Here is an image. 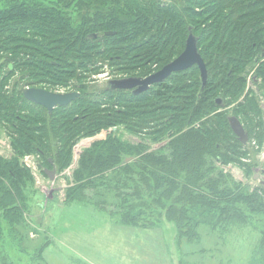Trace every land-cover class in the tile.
Masks as SVG:
<instances>
[{
  "label": "trees",
  "instance_id": "trees-1",
  "mask_svg": "<svg viewBox=\"0 0 264 264\" xmlns=\"http://www.w3.org/2000/svg\"><path fill=\"white\" fill-rule=\"evenodd\" d=\"M35 1L39 2L12 0L2 4L3 1L0 0V63L5 59L7 64L14 66L12 71H6V77L0 78V119L10 123L16 134L13 142L16 159L14 155L10 161H4L0 157V243L7 236L12 241H18V236H21L19 225L23 224V218L20 210L27 206L22 193L28 183L33 184V176L26 166L23 168L17 162L31 153L43 157L45 150L48 151L44 147V137L36 136L38 133L44 132L47 135L50 130L58 138V142L61 143L62 140L68 145L74 138L94 136L105 128L113 129L117 125H123L126 129L133 125L139 128L144 122L138 117L148 114L138 113L128 104L143 103L151 89L139 96L130 95L131 99L126 95L119 98L114 96L116 92L127 91L105 90L103 97L116 104L114 110L109 109L112 105H105L108 110L101 111V105L91 104L90 107L84 106V115L79 116L73 110L76 106L71 107L72 110L60 108L52 113L53 116L56 115L55 119L48 114L50 120L47 129L33 127L38 121V115L31 114V119L17 115L23 111L18 107L20 100L30 106L22 94L3 93L8 80L15 75L17 69L25 65L21 64L18 49H13V46L26 39H18V36L31 31L37 32L35 37L42 40L39 45L37 38H34L35 43H31L36 48L35 53L43 56L37 63L38 66L34 67L38 80L47 79L57 84L70 83L73 78L71 71H74L70 69L71 65L67 66L66 60L75 57V54L80 55V51L94 52L100 50L99 44H105L111 50L121 48L118 50L121 51L120 55L115 60L128 61L131 66L141 64L144 67L152 65L154 60H167L163 58L162 51L169 44L173 45L172 49L179 48V53L184 50L191 29L198 38V49L208 70L206 88L201 90V81L196 79L193 86L199 89L197 94L177 102L169 97V103L165 101L161 107H157L174 113L157 119V122L162 121V125L153 135L160 134L155 141L162 145L152 153L142 146L129 148L117 136V132H111L104 141L96 143L93 149L83 152L75 180L77 184H82L80 181L83 179L88 182L79 185L77 189L83 192L87 185L96 184L91 179L110 173L113 182H116L112 188L116 191L115 204L119 209L116 213H120V223L145 224L143 214H133L136 207L144 209L143 213L155 210L156 213L154 211L155 215L151 218L154 223L163 217L169 219L172 216L178 230L177 239L184 242L187 245L185 248L193 252L197 259H205L211 255L207 248L198 249L203 233L210 235L209 238L216 231L223 235V231L229 228L250 227L252 217L264 215V203L255 192L249 193L235 186L221 188L218 180H207L211 172L208 163L213 168L215 159L222 162L218 158L219 154H225L221 155L223 161H231L232 157L239 154L235 149L243 148L229 127L227 113L218 112L228 107L225 105V98L231 100L232 104V101L237 102L243 96L250 70L255 71L260 83L258 89L264 94V0H194L195 8L188 6L190 0H185V6L169 4L164 0ZM63 6L65 7L62 8ZM196 8L199 9L195 10ZM108 13L111 15L106 16ZM76 15L82 18L73 23L72 17H77ZM148 26L155 28L157 32L149 48L138 41L146 34ZM108 32L115 34L106 36ZM93 35H97V38H93ZM81 55V58H85V53ZM6 65L0 64L1 73ZM194 69L197 75L199 73L200 79V72L195 67L174 74L167 81L173 80L174 76L186 74L187 77L188 72ZM31 76L34 75L29 77ZM166 82L155 87H164ZM188 82V88H192L193 82ZM218 95L224 97L221 99L222 105L217 104L220 99ZM248 96L243 103H238L237 109L232 113L251 124L253 120L250 115L252 112L258 114V111L255 98ZM121 98L124 99L120 100ZM118 103H122L121 107H117ZM75 104L82 106L86 101L79 99ZM134 118H138L137 121L129 124L128 120ZM67 132L72 135L71 139L66 138ZM59 154L60 152L57 156ZM63 155V165L67 166L70 154ZM130 155L135 156V159L124 163L122 156ZM141 189L146 190L145 196H140ZM208 192L210 195H207ZM73 199L82 204V200L86 198L82 193ZM261 245L264 258V239ZM0 264L15 263L0 257Z\"/></svg>",
  "mask_w": 264,
  "mask_h": 264
},
{
  "label": "rangeland",
  "instance_id": "rangeland-1",
  "mask_svg": "<svg viewBox=\"0 0 264 264\" xmlns=\"http://www.w3.org/2000/svg\"><path fill=\"white\" fill-rule=\"evenodd\" d=\"M2 1L3 4L12 0ZM17 1L39 2L35 0ZM164 2L186 5L185 0H164ZM189 3L190 8H195L194 0H190ZM100 9L103 10V8ZM90 10L92 11V9ZM80 13L82 15V11ZM107 15H111V13ZM81 18L82 16L72 17L71 21L75 23ZM146 31V34L142 35L138 41L148 45L149 48L155 40L157 32L155 28L150 26L146 28ZM37 34V32L31 31L18 36V39L23 37L26 39L15 44L13 49H18L17 55L22 60L21 64L25 65L17 69L18 73L15 78L13 76L8 80V87L3 88V93L8 91L9 95L13 92L18 95L17 91L25 89L28 85L42 83L40 86L46 88L47 86L44 84L50 83L47 79L38 80V73L34 68L38 66L37 63L43 57L35 53L36 48L31 46V43H35L34 38H37L35 37ZM37 39L36 42L39 45L42 40ZM99 47H101L100 50L94 52L80 51L81 54L85 53V58H81V54H77L78 56L75 54V57L66 60L67 66L71 65L70 69L74 72L71 71L73 78L70 79V85L72 87H64L66 89L63 91L72 92L74 89L80 88L81 99L86 101V104L80 106V110L77 111L79 116L84 115L83 107H87V105L90 107L91 104L101 105L99 107L101 111L108 110L105 105H112L110 110L115 109L116 104L106 101L102 94L108 90L107 83L109 80L124 79L130 76L145 77L162 69L183 51L179 53V48L172 49L173 45L170 46L169 44L162 51L163 58H167V60H154L152 65H146V62H143V65L146 66L141 67V64L131 66L128 61L115 60L117 55H120L121 51L118 50L121 48L111 50L105 44H99ZM145 50L142 52L145 53ZM87 56L90 57L87 58ZM54 59L57 61L56 58ZM82 64L85 65L84 68ZM6 70L5 68L2 71L4 77H6ZM196 72L194 69L188 72L187 77L186 74L185 76H174V79L167 81L164 87H152V93L150 91V94L144 97L143 103L128 104L138 113H148L138 117L144 122L139 128H135L133 125L126 129L123 125H117L114 126L113 130L105 128L94 136L74 138L68 145L62 140L61 143L58 142V138L50 130L47 135L44 132L43 134L38 133L36 136L44 137V147L48 148L49 151L45 150L43 157L36 153L28 154L21 158L17 164L25 168V165L27 166L32 162L37 169L50 171L53 170L54 166L55 180L50 181L44 175L42 178L37 171L39 182L37 183L36 179H33V184L32 182L27 184V188L22 193L27 206L20 210L23 218V224L19 225L21 236H18V241H12L7 236L4 242L0 243V257L15 264H262L264 258L260 244L264 239V215L252 217L250 227L229 228L223 231V235L216 231L214 236L209 238L210 235L203 233V239L199 243L198 249L207 248L211 255L205 259H197L193 252L185 248L187 245L177 239L178 230L172 216L169 219L163 217L154 223L151 218L154 217L155 210V213L152 209L148 210V213H143L144 209L136 207L133 214H143L146 223L137 225L120 223V213H116L119 210L115 204L117 197L114 193L116 191L112 188L115 187L116 182H113L110 173L91 179L96 184L87 185L83 192L81 189H77L79 185L88 182L83 179L80 181L82 184H77L75 180L81 154L93 149V146L99 141H104L111 132H117V136L122 142L129 145V148L142 146L147 152L150 149L149 153H152L160 147L162 144H157L158 142L155 141V138L160 134L153 135L162 125V121L157 122V119L172 115L174 112L159 110L160 108L157 107H161L165 101L169 103V97L177 102L179 99L197 94L199 89L197 90L193 85L196 79H200L199 73L197 75ZM30 75L34 76L29 77ZM255 79V71L250 70L243 96L237 102L232 101V104H230L231 100L225 98V105L228 107L218 111L220 113L226 112L229 118L233 117V110L237 109L238 103H243L247 95H249L248 98H255L258 114L252 112L250 115L253 123L248 124L238 117L249 135L248 143L243 148L235 149L239 154L235 158L232 157L231 161L227 162L225 159L223 161L221 155L224 156L225 154H219L218 158L222 162H218L214 158L213 164L215 166L213 168L208 163L207 166L211 172L208 174L207 180L214 182L218 180L221 188L235 186L241 187L249 193L255 192L260 201L264 203V94L262 91H258L260 84L256 85ZM188 80L193 82L192 88H188L190 85ZM16 86H19L20 89L15 91ZM47 88L49 89V87ZM182 88L184 89L182 90ZM56 89L53 88L52 90ZM153 93L156 95L153 96ZM125 95L131 99L132 93L116 92L114 94L116 98L126 97ZM217 97L222 100L224 98L222 95ZM117 105V107H121L122 103ZM18 107L23 111L18 112L17 115L31 119V114L34 113L38 115V121L33 124V127L47 129L50 120L47 112L33 109L31 106L23 104L21 100ZM77 109L79 108L76 106L73 110L76 111ZM52 118L55 119L56 115ZM138 118L129 119V124L130 122L131 124L135 123ZM15 136L10 123L0 119V157L4 161H10L13 155L16 159L13 150ZM67 137L71 139L72 135L67 132ZM114 138L116 137L114 136ZM58 152H60L59 156H57ZM61 153L64 154L63 157L70 154L67 166L63 165L64 160L61 158ZM122 158L124 163H128L135 159V156H122ZM50 160L52 161L51 164L49 163ZM29 172L31 174L30 170ZM10 191L14 194L13 190ZM82 193L86 199L82 200V204L77 203L73 198H77ZM139 194L141 197L145 196L146 190L141 189ZM11 213L17 212L11 211ZM19 239L21 243H19Z\"/></svg>",
  "mask_w": 264,
  "mask_h": 264
},
{
  "label": "water",
  "instance_id": "water-1",
  "mask_svg": "<svg viewBox=\"0 0 264 264\" xmlns=\"http://www.w3.org/2000/svg\"><path fill=\"white\" fill-rule=\"evenodd\" d=\"M114 34V32H108L106 33V36H113ZM93 38H97V35H93ZM5 62L6 60L3 59L1 65ZM193 67L198 68L200 72L201 90H204L208 84V70L198 49V38L194 36L192 30L189 29V35L183 52L173 61L165 65L161 70L145 78L129 77L109 80L107 83V89L111 91H129L132 92L134 96H139L147 92L152 86L165 83L173 74L190 70ZM8 68L12 71L13 65L9 64ZM23 97L28 102L43 107L49 113H52L57 108L68 107L80 97V94L78 92L57 94L46 90L29 88L23 91ZM217 104H221V100H218ZM228 121L232 132L243 145H246L249 136L241 121L234 116L230 117ZM45 174L53 181L56 175L55 168L53 167L52 171L46 169Z\"/></svg>",
  "mask_w": 264,
  "mask_h": 264
},
{
  "label": "flooded vegetation",
  "instance_id": "flooded-vegetation-1",
  "mask_svg": "<svg viewBox=\"0 0 264 264\" xmlns=\"http://www.w3.org/2000/svg\"><path fill=\"white\" fill-rule=\"evenodd\" d=\"M209 2L210 1H212V0H208ZM188 38V37H187ZM187 40V39H186ZM186 43V42H185ZM183 52V51H182ZM178 57V56H177ZM262 57H264V54L262 55ZM3 60V59H2ZM1 60V61H2ZM1 64V63H0ZM7 64V61L4 63V64H2V65H6ZM9 64H11V63H9ZM9 64H7L6 65V69L8 70V71H11V70H9V68H8V65ZM13 65V64H12ZM163 68V67H162ZM193 68H195V67H193ZM193 68H191V69H193ZM13 69H14V66H13ZM6 70V71H7ZM161 70V69H160ZM4 71V70H3ZM158 72V71H157ZM3 73V72H2ZM2 73L0 74V78L2 79V78H4V76L2 75ZM18 73V71H16V73H15V75ZM154 73H156V72H154ZM151 74H153V73H151ZM150 74V75H151ZM8 74H7V72H6V75L5 76H7ZM15 75H14V78H15ZM174 75V74H173ZM172 75V76H173ZM48 82H50V83H45L44 84V86H47V87H49V89L46 87V88H42L40 85H42V83L41 84H34V85H28V86H26V88L25 89H29V88H35V89H41V90H46V91H49V92H53V93H57V94H67V93H70V91L68 92H65V91H63V90H65L66 88H64V87H72V85H70V83H57V84H54V83H52L51 81H48ZM255 84H260L259 83V81H257V79H255ZM8 86L6 85L5 86V88H7ZM152 87H155V86H152ZM151 87V88H152ZM53 88H57L56 90H52ZM150 88V89H151ZM18 89H20V87L19 86H16L15 87V91L16 90H18ZM25 89H23V90H20L19 92L17 91V93L18 94H22V96H23V91L25 90ZM70 89V88H69ZM150 89L148 90V91H150ZM147 91V92H148ZM258 91L260 92V90L258 89ZM258 91H257V93H258ZM72 92H78L79 94H80V97L76 100V101H78L79 99H81L82 97V93H81V89L80 88H76V89H74ZM132 93V92H131ZM146 93V92H145ZM6 94H10L8 91H7V93ZM132 95H133V93H132ZM24 98V97H23ZM25 100V99H24ZM218 100H221V99H218ZM217 100V101H218ZM27 101V100H26ZM76 101H74L73 103H71L68 107H65V109L66 108H71V107H74V106H77V108H79V109H77L76 111H78V110H80V106H81V104H75L76 103ZM28 102V101H27ZM29 104H30V106L33 108V109H37V110H41V111H44V112H47L49 115L51 114L52 115V113L56 110H54L52 113H49L45 108H43V107H40V106H36V105H34V104H32V103H30V102H28ZM221 105H222V100H221ZM61 108V107H60ZM60 108H57V110L59 109L60 110ZM54 114V113H53ZM77 118V117H76ZM237 118V117H236ZM228 120H229V118H228ZM228 123H229V121H228ZM242 123V122H241ZM229 127H230V125H229ZM245 128V127H244ZM231 129V128H230ZM144 131H146V130H144ZM232 131V130H231ZM246 131V130H245ZM233 133V132H232ZM248 134V133H247ZM233 135L237 138V136L233 133ZM249 136V135H248ZM238 139V138H237ZM239 140V139H238ZM240 142V141H239ZM241 143V142H240ZM49 151V150H48Z\"/></svg>",
  "mask_w": 264,
  "mask_h": 264
},
{
  "label": "built area",
  "instance_id": "built-area-1",
  "mask_svg": "<svg viewBox=\"0 0 264 264\" xmlns=\"http://www.w3.org/2000/svg\"><path fill=\"white\" fill-rule=\"evenodd\" d=\"M27 167L31 170L32 175L34 176V179H36V181L38 183L39 182V179H38V176H37V173L36 172L38 171V174L40 175L39 169H37L36 165L33 164L32 162H31V164H28Z\"/></svg>",
  "mask_w": 264,
  "mask_h": 264
}]
</instances>
